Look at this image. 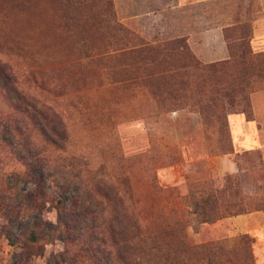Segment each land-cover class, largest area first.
I'll list each match as a JSON object with an SVG mask.
<instances>
[{
	"label": "rangeland",
	"instance_id": "obj_1",
	"mask_svg": "<svg viewBox=\"0 0 264 264\" xmlns=\"http://www.w3.org/2000/svg\"><path fill=\"white\" fill-rule=\"evenodd\" d=\"M241 24L264 53V0H0V226L57 221L15 195L35 193L16 185L25 146L62 157L43 172L50 194L102 212L128 264H256L253 238L223 224L233 216L198 217L216 190L223 213L264 211L263 152L237 150L231 121H258L264 141V69L243 94L204 70L230 59ZM179 40L199 67L144 52ZM74 246L28 258L0 232V264H70Z\"/></svg>",
	"mask_w": 264,
	"mask_h": 264
},
{
	"label": "trees",
	"instance_id": "obj_2",
	"mask_svg": "<svg viewBox=\"0 0 264 264\" xmlns=\"http://www.w3.org/2000/svg\"><path fill=\"white\" fill-rule=\"evenodd\" d=\"M235 32L237 36L233 37V44L229 42L230 59L210 67H204V70L210 76L218 77L220 73L228 77L231 82V88L237 87L239 93H244L252 72L264 69V53L255 54L246 39L251 35V28L244 24L239 25ZM147 57L153 56H179L186 65L184 67H199L193 62L191 51L185 41H171L160 44L155 47H146L144 51ZM148 59V58H147ZM173 63V62H171ZM178 68V65L176 66ZM176 67L170 70V77L174 79L173 72ZM246 84V86H245ZM244 97V96H243ZM214 101H217L214 99ZM14 151V150H13ZM25 167V171L16 177V185L20 186L27 178H30L35 185V193L30 197H24L18 190L15 194L26 202L38 204L41 208L47 203L54 205L57 209L58 217L55 223L43 218L34 221L33 225L24 228L20 233L12 236L13 225L7 224L0 226V232L3 233L14 249L15 254L22 253L23 257L42 255L45 245L57 240H63L68 245L74 246V241L79 240L75 245V253L70 257V264H128L123 254V249L117 242L108 236L106 221L102 212H97L88 218L87 207L77 202L67 205L63 198H58L50 194L48 178L43 174L45 168H50L49 164L55 163L58 166L64 161L61 156L52 158L50 152L45 149L34 151L22 146L14 152ZM76 161L77 159L74 158ZM73 158L70 159V162ZM76 162L72 163V165ZM219 192L212 191L202 199L199 204L200 211L198 217L201 223H214L228 216H237L243 213L241 210L233 214L223 213L219 208ZM2 216L7 215V210ZM10 219V218H9ZM19 250V252H18ZM28 257V258H29Z\"/></svg>",
	"mask_w": 264,
	"mask_h": 264
},
{
	"label": "crops",
	"instance_id": "obj_3",
	"mask_svg": "<svg viewBox=\"0 0 264 264\" xmlns=\"http://www.w3.org/2000/svg\"><path fill=\"white\" fill-rule=\"evenodd\" d=\"M254 36L256 50H264V29L261 31L256 29ZM231 121L236 149L239 151L261 150L264 155V141L260 136L262 130L258 126V121H247L243 115H233ZM236 172L238 167L233 163V173ZM223 224L230 226L229 231L233 235L243 234L252 237L256 264H264V211L233 216Z\"/></svg>",
	"mask_w": 264,
	"mask_h": 264
}]
</instances>
